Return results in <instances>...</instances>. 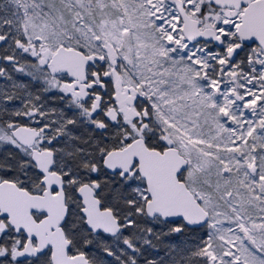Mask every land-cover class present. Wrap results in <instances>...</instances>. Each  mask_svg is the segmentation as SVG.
Returning a JSON list of instances; mask_svg holds the SVG:
<instances>
[{"label": "snow or ice", "instance_id": "obj_1", "mask_svg": "<svg viewBox=\"0 0 264 264\" xmlns=\"http://www.w3.org/2000/svg\"><path fill=\"white\" fill-rule=\"evenodd\" d=\"M0 264H264V0H0Z\"/></svg>", "mask_w": 264, "mask_h": 264}]
</instances>
